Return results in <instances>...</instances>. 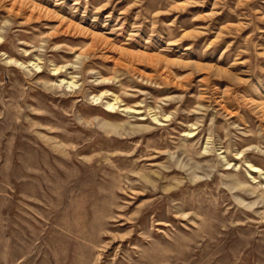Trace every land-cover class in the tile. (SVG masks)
<instances>
[{
  "label": "rangeland",
  "instance_id": "1",
  "mask_svg": "<svg viewBox=\"0 0 264 264\" xmlns=\"http://www.w3.org/2000/svg\"><path fill=\"white\" fill-rule=\"evenodd\" d=\"M0 264H264V0H0Z\"/></svg>",
  "mask_w": 264,
  "mask_h": 264
}]
</instances>
